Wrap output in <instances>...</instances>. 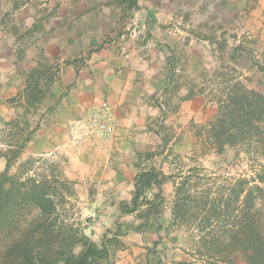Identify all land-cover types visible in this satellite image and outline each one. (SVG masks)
<instances>
[{
	"label": "rangeland",
	"instance_id": "1",
	"mask_svg": "<svg viewBox=\"0 0 264 264\" xmlns=\"http://www.w3.org/2000/svg\"><path fill=\"white\" fill-rule=\"evenodd\" d=\"M176 2L137 0V7L128 8L126 0H0V148H6L2 142L11 140L14 132L25 136L30 131V140L9 172L32 160L29 173L70 181L73 193L59 208V224L78 227L95 242L120 224L123 235L113 255L116 264H151L145 262V248L153 242L159 264L208 263L184 249V230L167 227L170 182L162 185L165 201L160 213L152 216L155 225L144 232L125 228L142 221L136 214L119 212L120 202L130 200L133 173L124 169L122 177L104 168L113 157L117 165L128 160V166L134 167L136 151H158L160 136H165L167 145L153 158L164 172L173 170L180 156L183 163L198 162L215 174H252L251 163L242 155L234 157L232 149L201 154L194 125H203L216 114L221 80L238 78L264 94V0L229 2L222 15ZM179 19L184 20L183 27L176 22ZM148 27L150 37L146 36L143 51ZM111 60L146 73L142 86L147 97L157 100V108H135L142 115L154 113L135 127V144L121 156L111 154V134L118 124L101 100L104 72ZM171 64L177 71L161 88L163 75L153 76L152 70L162 74ZM33 88L40 90L41 99L29 106L26 95ZM194 96L188 106L180 107ZM13 118L18 128L9 124ZM3 168L1 160L0 171ZM156 225L161 227L154 230ZM3 239L0 236V254ZM232 259L227 264H247L240 253Z\"/></svg>",
	"mask_w": 264,
	"mask_h": 264
},
{
	"label": "trees",
	"instance_id": "2",
	"mask_svg": "<svg viewBox=\"0 0 264 264\" xmlns=\"http://www.w3.org/2000/svg\"><path fill=\"white\" fill-rule=\"evenodd\" d=\"M136 1L126 0L127 7H137ZM169 69L174 74L172 64ZM217 85V112L205 124L194 125V137L201 154L232 149L234 157L244 156L251 163L252 174H215L198 162L183 163L180 156L175 158V168L164 172L153 162L169 140L160 136L158 151H136L132 194L118 209L120 214H136L142 221L131 228L126 225L127 230H148L155 225L152 216L160 213L165 201L162 185L170 182L173 193L167 227L186 232V251L208 264L231 263L234 253H240L247 264H264V94L249 89L238 78ZM26 96L27 105L34 106L41 92L33 88ZM9 124L19 126L17 118ZM29 140L30 131L25 136L14 132L11 140L2 142L6 148H0V161H4L0 171V236L4 237L0 264H116L113 255L122 245L120 224L109 229L110 235L100 242L78 227L67 229L59 224V208L73 193L70 181L29 173L32 160L20 162L15 172H9ZM170 153L167 150L166 157ZM160 227L156 225L154 230ZM152 246L145 248V262L159 264L160 254Z\"/></svg>",
	"mask_w": 264,
	"mask_h": 264
},
{
	"label": "crops",
	"instance_id": "3",
	"mask_svg": "<svg viewBox=\"0 0 264 264\" xmlns=\"http://www.w3.org/2000/svg\"><path fill=\"white\" fill-rule=\"evenodd\" d=\"M239 0H177V4L180 5V3H184V7L190 9V7H199L200 10H212L217 11L219 14L222 15L223 11H228L229 8L227 6L229 2H238ZM239 3V2H238ZM220 15V16H221ZM183 19V18H182ZM179 19V21H176L179 26L183 27L184 20ZM176 20V19H175ZM181 20V22H180ZM180 22V23H179ZM175 25L174 23L172 24ZM177 28V26H176ZM177 30V29H176ZM149 27L147 28L146 35L144 38H142L141 48L143 51H145V43L144 41L147 40V37L149 36ZM142 52V51H141ZM142 60V59H140ZM115 63L111 60V63L109 66H107L104 72V90L101 91V100L108 104L110 111V114L112 116V119L115 121L114 123L117 125V130L114 131L111 135V145L110 149L111 154L113 153V156H121L126 155L130 150V148L135 144L134 141H132L133 132L135 131V127L144 123L146 118H151V114L154 112H148V115H145V113L142 115L141 112L137 111L136 107H142V105L157 108V100L153 97H147V94L145 92V89L142 85L143 82V75L147 76L144 72H136L134 69L126 66L121 67L115 65ZM170 67L165 68L160 74L157 73L155 70L152 73L153 76L163 75L162 79H159V87L164 88L168 86L171 81L167 79L165 81L166 76H171V70ZM132 69V70H131ZM143 71V70H142ZM177 71L176 69L173 70V73ZM110 80V81H108ZM155 82L152 83L154 85ZM161 84V86H160ZM112 88L109 90V88ZM77 90H80V86L78 85ZM158 89V88H157ZM69 91L70 88H69ZM66 92L68 90L66 89ZM65 94V93H64ZM69 94V93H68ZM197 97L194 96L192 99H188L185 101V103L180 104L181 106H188L187 104L191 102L192 100H195ZM160 103V100L158 104ZM73 104V103H72ZM76 106H80V103H77ZM198 112L194 113V117L196 116ZM80 115V114H79ZM193 116V113H192ZM74 117H79L76 113ZM119 125L122 126V128H119ZM138 138L139 135H138ZM131 139V140H130ZM114 141V142H113ZM119 145V146H118ZM116 157H113V160H109L110 163L103 164V167L110 169L112 171H116L118 174H120L122 177L124 176L123 170H128V172L133 173V176L135 175L134 167L128 166L130 163L128 160L126 161H119V165H117V162L115 161ZM118 158L117 160H119ZM125 160V159H124ZM128 166V167H127ZM103 168V169H104ZM99 169V168H98Z\"/></svg>",
	"mask_w": 264,
	"mask_h": 264
}]
</instances>
